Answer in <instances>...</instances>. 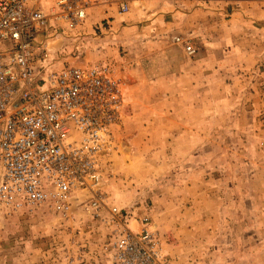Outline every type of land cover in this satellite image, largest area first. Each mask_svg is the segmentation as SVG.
<instances>
[{"label": "rangeland", "instance_id": "rangeland-1", "mask_svg": "<svg viewBox=\"0 0 264 264\" xmlns=\"http://www.w3.org/2000/svg\"><path fill=\"white\" fill-rule=\"evenodd\" d=\"M119 1L50 51L122 84L103 190L149 217L173 264H264V0ZM106 231L78 208L0 218V264H97Z\"/></svg>", "mask_w": 264, "mask_h": 264}, {"label": "built area", "instance_id": "built-area-1", "mask_svg": "<svg viewBox=\"0 0 264 264\" xmlns=\"http://www.w3.org/2000/svg\"><path fill=\"white\" fill-rule=\"evenodd\" d=\"M103 9L128 11L119 0H0V218L78 208L107 230L97 264H173L149 217L103 190L122 122L120 79L103 64L56 67L50 57L61 31ZM173 41L195 54L182 37Z\"/></svg>", "mask_w": 264, "mask_h": 264}, {"label": "crops", "instance_id": "crops-1", "mask_svg": "<svg viewBox=\"0 0 264 264\" xmlns=\"http://www.w3.org/2000/svg\"><path fill=\"white\" fill-rule=\"evenodd\" d=\"M161 7H163V5H159V8H161ZM175 7V6H174ZM160 11H163V8L160 10ZM168 11V10H167ZM160 14H162V12H159ZM159 14V16L156 18V20H155V24L154 25H158L159 24V22H161L163 19H164V15L163 16H161ZM163 18V19H162ZM161 25H162V27L164 28V25H163V23L161 22ZM162 27L161 28H159V29H162ZM209 42V41H208ZM207 44H209V43H207ZM221 55V52H218V53H215V58L216 57H218V56H220ZM213 56V55H212ZM211 57V56H210ZM209 59V58H208ZM212 59V58H211ZM218 59V61L219 60H221L222 59V57H219V58H216V60Z\"/></svg>", "mask_w": 264, "mask_h": 264}]
</instances>
